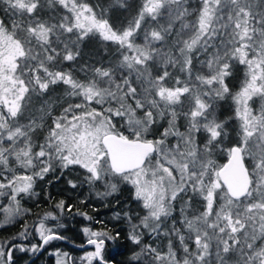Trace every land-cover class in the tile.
<instances>
[{"label":"rangeland","instance_id":"374dc122","mask_svg":"<svg viewBox=\"0 0 264 264\" xmlns=\"http://www.w3.org/2000/svg\"><path fill=\"white\" fill-rule=\"evenodd\" d=\"M85 1L1 0L13 15L6 17L10 21L9 28L0 29L1 226L20 215L18 198L28 195L33 180L52 167L81 170L92 182L102 181L106 173L105 166L109 161L100 142L104 135L113 134L114 119L98 114L89 106L83 114L78 111L75 116L57 118L37 150L32 151L27 144L23 147L16 145L21 134L20 117L24 108L31 105L30 99L41 95L49 84L69 80L58 71L43 70L40 52L48 51L50 35L46 25L32 19L38 7L45 11L48 7L56 8L58 19L61 18L55 31L57 37L83 29L127 50L132 46L133 54H136L138 46L133 41L132 29L113 30L104 19L96 16V11ZM102 1L122 8L117 0L114 4L110 0ZM179 1L138 0L150 16L159 14L165 5L172 6ZM263 11L258 12L260 14L251 22L248 11L243 12L238 21L235 19L234 26L238 30L230 38L234 44L226 45L228 39L224 38L221 25L224 10L221 12L218 6H206L201 8L195 38L180 44L181 66L185 71L190 54L198 47L201 49L209 45L214 51L222 53V57L219 53L211 57L217 64L210 65L215 68L214 75L203 81L205 101H202V96H196V109L188 114L182 129L174 122L172 130H166L157 142H147L152 145V152L142 167L130 172L128 178L134 198L143 209L139 224L131 228V234L142 251L152 255L155 264H264ZM27 18L31 21L27 22ZM141 46H144L143 41ZM230 48L232 59L237 58L238 63L244 65L245 80L229 96L233 112L229 124L221 125L215 115L205 117V112L212 105L211 98L224 99L230 92L225 85L227 63L220 60L226 58L224 54ZM156 58L164 62L165 55ZM35 60L40 67L32 70L30 68H33ZM141 62L144 63V60L139 59V64ZM187 92V87L156 90L153 104L163 103L166 108L174 109ZM135 101L140 103L138 99ZM131 117L142 129L147 127L149 118ZM204 119L208 120L205 128L198 126L197 123ZM199 131L205 137H199ZM23 133L21 136L29 137ZM229 136L239 141L243 159L251 165L254 174L247 198L241 206L226 201L217 175L221 168L217 152L229 157L230 149L224 146ZM4 141L10 144L6 148ZM8 148L13 159L10 166L3 157ZM6 209L14 210L10 219ZM44 234L50 235L47 231ZM84 246L87 247L80 249L77 258L67 261V264H87L80 257L94 247ZM3 252L0 248V258ZM8 255L9 252L7 259ZM56 259L55 256V264Z\"/></svg>","mask_w":264,"mask_h":264},{"label":"trees","instance_id":"16d2710c","mask_svg":"<svg viewBox=\"0 0 264 264\" xmlns=\"http://www.w3.org/2000/svg\"><path fill=\"white\" fill-rule=\"evenodd\" d=\"M110 1L114 4V0ZM85 2L113 30L132 29L133 41L138 46L137 55L133 54L132 46L127 50L124 46L106 41L83 29L65 32L57 37L55 31L61 18L58 19L56 8L48 7L45 11L38 7L32 19L46 25L50 35L48 51L40 52L43 70L58 71L69 80L49 84L41 95L30 99L31 105L24 108L20 117L21 134L24 132L29 137L20 134L16 145L23 147L27 144L32 151L37 150L57 118L75 116L78 111L83 114L88 106L98 114L114 119L111 133L125 136L130 141L157 142L166 130H172L174 122L182 129L187 123L188 114L196 109V96H202V101H205L203 81L214 75L215 68L212 69L210 65L217 64L211 57L217 56V53L222 57V53L207 45L201 49L198 47L190 54L186 71L181 66L180 44H186L185 40L195 38L201 8L218 6L221 12L224 10L221 25L224 38L228 39L226 45L234 44L230 38L238 30L234 26L235 19L238 21L243 12L248 11L251 22L264 9V0H180L172 6L165 5L156 16H150L142 9L138 0H117L122 8L108 5L102 0ZM228 4L232 6L228 7ZM8 16L11 18L13 15L1 3L3 28L10 24L6 19ZM30 21L27 18V22ZM192 31L194 32L190 35ZM145 39L148 41L145 42ZM142 41L144 46H141ZM231 52L232 49H228L224 54L226 58L220 59L227 63L225 85L230 92L224 99L211 98L212 105L205 112V117L215 115L221 125L229 124L233 112L229 96L245 80L244 65L238 63L237 58L232 59ZM161 54L165 55L164 62L156 58ZM144 55H147V59ZM139 59L144 60V63L139 64ZM33 65L30 68L32 70L40 67L38 60ZM168 87L188 88L187 94L181 97V102L174 109L166 108L163 103L153 104L154 91ZM136 99L140 100L139 104ZM131 115L149 118L147 127L142 129L136 125ZM206 123L208 120L204 119L197 125L205 128ZM202 133L199 131L197 135L205 137ZM3 144L5 148L10 145L7 141ZM224 146L227 149L232 146L241 147L239 141H234L230 136ZM8 150L9 148L3 157L10 166L13 159ZM217 154L222 166L228 157L219 152ZM244 161L250 177L254 176L251 165L247 160ZM105 167L106 173L102 181L92 182L85 177L83 171L60 166H54L34 179L30 193L18 198L20 215L11 223L0 225V248L4 250L0 263L55 264V256L50 253L57 251L67 252L72 259H76L81 252L80 247L86 245L89 238L82 229L89 227L91 231H109L111 236H115L116 232L121 233L120 239L115 243L109 241L106 244L103 253L105 259L114 255L115 264H155L152 255L146 250L142 251L139 242H133L135 238L132 237L131 228L141 219L143 209L134 198L132 185H129L131 173H116L109 164ZM69 180L75 182V188L69 187ZM220 190L226 201L234 205L241 206L247 198L245 196L240 200H232L222 185ZM60 200L72 205V212L57 209L56 205ZM82 200L85 203H81ZM77 211L87 212L93 219L86 221L76 214ZM49 213L56 218L53 219ZM2 220L0 213V223ZM41 221L45 228L52 229L50 234H59L66 239L53 240L34 254L21 253L17 248L9 262L7 254L14 245L24 244L30 247L41 243L36 233ZM100 221L103 223H99ZM20 233L28 238L21 240ZM117 250L119 255H116ZM108 264L114 262L109 259Z\"/></svg>","mask_w":264,"mask_h":264},{"label":"water","instance_id":"95a60500","mask_svg":"<svg viewBox=\"0 0 264 264\" xmlns=\"http://www.w3.org/2000/svg\"><path fill=\"white\" fill-rule=\"evenodd\" d=\"M100 143L106 151L110 168L116 173L133 172L141 168L153 149L147 142L130 141L114 134L104 135ZM217 175L232 200H240L247 195L251 177L238 146L230 149L229 157ZM86 247L82 246L80 249Z\"/></svg>","mask_w":264,"mask_h":264},{"label":"snow or ice","instance_id":"6c2138e0","mask_svg":"<svg viewBox=\"0 0 264 264\" xmlns=\"http://www.w3.org/2000/svg\"><path fill=\"white\" fill-rule=\"evenodd\" d=\"M30 186L31 185H29V187ZM69 187L75 188L76 187L75 182L69 180ZM24 191H27V189H24ZM81 203H85V201L82 200ZM56 207L61 212H63L64 210H67L68 212H72L73 210V206L66 204L65 200H60L58 204L56 205ZM6 211L10 219L14 210L6 209ZM76 214L81 216L86 221H91L93 219L87 212H84V211H77ZM48 215L52 216L53 219L56 218L52 213H49ZM115 218L116 217L114 216V219ZM99 223H103V222L100 221ZM45 231H47L48 233H52V229L51 228L45 229L43 221H41L40 225L36 228V233L39 236L41 243L39 245L32 244L30 247L24 244L14 245L13 248L9 250V255H8L9 262H11L12 253L17 248L19 249L21 253L27 252L28 254H34V253L41 251L46 245L50 244L53 240L66 239L65 237L59 234H50V235L45 236L44 234ZM82 231L86 236L89 237L87 240V245L93 246L94 250L86 251L84 255L80 257V260L82 262L86 261L87 264H108L109 259H111L115 264L114 255L109 256L107 259H105L103 253H104V248L106 244L109 241L112 243H115L116 240L120 239L121 233L116 232L115 236H111L109 234V231H103V230L102 231H91L89 227H83ZM20 238L21 240H26L28 237L25 236L24 233H20ZM133 242L135 243L136 241H133ZM119 254L120 252L117 250L116 255H119ZM50 255H55L57 257L56 264H67V261L72 260V257H70L67 252H64L61 254L59 251H57L54 253H50ZM132 259H135V257H132Z\"/></svg>","mask_w":264,"mask_h":264},{"label":"flooded vegetation","instance_id":"af4514ba","mask_svg":"<svg viewBox=\"0 0 264 264\" xmlns=\"http://www.w3.org/2000/svg\"><path fill=\"white\" fill-rule=\"evenodd\" d=\"M1 0H0V29H1V27H2V25H3V19H2V17H1Z\"/></svg>","mask_w":264,"mask_h":264}]
</instances>
